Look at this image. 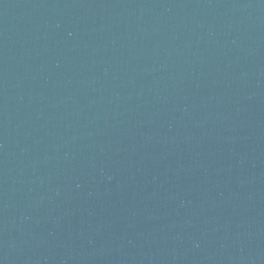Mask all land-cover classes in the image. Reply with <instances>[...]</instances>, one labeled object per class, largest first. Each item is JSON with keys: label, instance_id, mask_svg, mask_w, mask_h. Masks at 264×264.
<instances>
[{"label": "water", "instance_id": "obj_1", "mask_svg": "<svg viewBox=\"0 0 264 264\" xmlns=\"http://www.w3.org/2000/svg\"><path fill=\"white\" fill-rule=\"evenodd\" d=\"M0 264H264V0H0Z\"/></svg>", "mask_w": 264, "mask_h": 264}]
</instances>
